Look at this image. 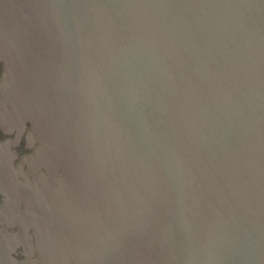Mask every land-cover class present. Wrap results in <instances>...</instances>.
<instances>
[{"label": "water", "instance_id": "water-1", "mask_svg": "<svg viewBox=\"0 0 264 264\" xmlns=\"http://www.w3.org/2000/svg\"><path fill=\"white\" fill-rule=\"evenodd\" d=\"M0 62L25 264H264V0H0Z\"/></svg>", "mask_w": 264, "mask_h": 264}, {"label": "flooded vegetation", "instance_id": "flooded-vegetation-1", "mask_svg": "<svg viewBox=\"0 0 264 264\" xmlns=\"http://www.w3.org/2000/svg\"><path fill=\"white\" fill-rule=\"evenodd\" d=\"M3 70L0 62V80ZM1 107L9 109L8 104ZM30 133L29 122L14 127L0 125V264H25L37 257L36 233L21 222L25 202L14 190L35 177L29 159L40 144L33 142Z\"/></svg>", "mask_w": 264, "mask_h": 264}]
</instances>
